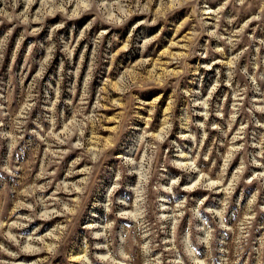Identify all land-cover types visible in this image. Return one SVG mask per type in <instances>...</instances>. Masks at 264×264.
Listing matches in <instances>:
<instances>
[{"label":"rangeland","instance_id":"1","mask_svg":"<svg viewBox=\"0 0 264 264\" xmlns=\"http://www.w3.org/2000/svg\"><path fill=\"white\" fill-rule=\"evenodd\" d=\"M0 264H264V0H0Z\"/></svg>","mask_w":264,"mask_h":264}]
</instances>
